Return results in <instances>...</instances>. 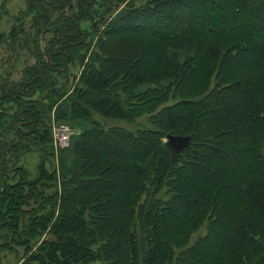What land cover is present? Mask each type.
<instances>
[{"label":"trees","instance_id":"obj_1","mask_svg":"<svg viewBox=\"0 0 264 264\" xmlns=\"http://www.w3.org/2000/svg\"><path fill=\"white\" fill-rule=\"evenodd\" d=\"M23 1L28 29L0 36V264L13 247L19 264H264V39L246 33L264 36V0ZM220 8L240 21L182 29ZM93 20L104 28L89 38ZM142 117L135 131L97 119ZM82 122L56 155L53 123ZM168 134L190 137L176 161ZM31 153L27 180L17 164ZM204 221L176 252L167 237Z\"/></svg>","mask_w":264,"mask_h":264},{"label":"rangeland","instance_id":"obj_2","mask_svg":"<svg viewBox=\"0 0 264 264\" xmlns=\"http://www.w3.org/2000/svg\"><path fill=\"white\" fill-rule=\"evenodd\" d=\"M24 1L23 0H0V36L8 34V32L10 31V29L13 26H16L17 28H23L25 30L28 29L29 27V18H24L23 16H21V21H20V15L19 14L21 11H24L25 9V5H24ZM199 7V6H198ZM120 11V8L116 7L114 8V10L112 11V13L110 15H108L107 17H111V19ZM213 14V16H212ZM222 16H221V15ZM16 18H18V22H16ZM184 22L182 24V29H187V28H193L195 30H199V31H204L207 30L208 28H211L212 30H219L220 24H228L230 28H232L235 24H237L240 20L236 22L228 19L227 15L225 12H223V8H220L218 10H213V12H209L207 13L206 11H201V18L196 19V15L195 13L192 11V13L190 12L187 15H184ZM214 18V19H213ZM247 20L248 24H251V20ZM92 25V26H91ZM80 28L82 29V31H85L88 33L89 38L93 37V34L95 33L94 31L97 30L98 32H100L104 27L99 24L97 21H92L91 23L89 21H84L81 25ZM255 33L257 34H261V30L260 29H254ZM162 32V31H161ZM160 31L156 30V34L158 35H163V32L161 33ZM246 33L252 38V39H264V36H259L256 37L253 34L249 33V31H246ZM91 35V36H90ZM87 37V36H86ZM88 43V40H87ZM0 45H3V43H0ZM44 42L40 43V47L43 48ZM2 49H6L5 47H2ZM168 56L170 57L174 52L172 50H168ZM177 54V58L180 62H183L184 58L186 57L185 54L180 53V52H176ZM3 56H5L4 51L0 50V60L1 58H3ZM255 59L253 60V64H255L256 59L261 60L262 57L255 55ZM14 63V62H13ZM29 63V61H28ZM32 63V61H31ZM15 69L14 72L16 76H14V80H18L19 78V72L21 67H23L24 65L19 62V63H15L14 64ZM69 68H71L69 66ZM78 68V67H77ZM72 70V76L76 75V73L78 72V69ZM167 84V83H165ZM142 87H148V86H142ZM38 94L35 95L34 98H37ZM13 107L12 104L6 103L4 105V111L7 113V111H9L7 113V115H10L13 111L11 110ZM10 113V114H9ZM102 124H104L106 127H119V128H123L126 129L128 131H135L136 129L139 128V124L144 125L145 122L142 118H139L138 120H136L135 123L129 124V123H125L123 121H116V120H104L102 118H97ZM83 126L81 125H77L75 123L68 125L70 126L72 129L77 131L78 136L80 135L81 131L83 129H85L88 125L86 123H83ZM161 142L163 143V145L165 144V139H162ZM72 146V144H71ZM70 146V147H71ZM165 146V145H164ZM57 155V154H56ZM38 154L35 153H31L28 154L25 159L22 162H18V166L24 168L26 171H28V178L27 180H33L32 178H35L37 175H39L38 170H37V164H38ZM66 158V157H65ZM68 163V165H70L72 167V169L74 171L78 170L80 168L81 162L78 159V157H74L71 156L69 157V160L65 159ZM54 161V160H53ZM46 163V169L49 171L52 168L55 167V162L51 163L50 160L48 159ZM32 206L28 207L31 209ZM27 209V208H26ZM27 209V210H30ZM207 227H208V221H204L197 229H195L194 231L189 232L187 228H183L181 230H175L172 232V235L167 237L168 241L173 245V248L176 250V252L179 253H183L185 250L189 249L190 247H192L198 240H201L202 237H204L207 233ZM44 237V236H43ZM43 237H36L34 238L31 243H30V247L35 250L37 248V246L40 244V242L43 240ZM2 258H1V263L2 264H19L22 261V258L24 256V250L23 249H19L17 247H13L11 249H8L5 251V253H2Z\"/></svg>","mask_w":264,"mask_h":264},{"label":"built area","instance_id":"obj_3","mask_svg":"<svg viewBox=\"0 0 264 264\" xmlns=\"http://www.w3.org/2000/svg\"><path fill=\"white\" fill-rule=\"evenodd\" d=\"M52 147L57 154L59 150L67 148L72 139L78 136L77 131L67 124L53 123L51 126Z\"/></svg>","mask_w":264,"mask_h":264},{"label":"water","instance_id":"obj_4","mask_svg":"<svg viewBox=\"0 0 264 264\" xmlns=\"http://www.w3.org/2000/svg\"><path fill=\"white\" fill-rule=\"evenodd\" d=\"M190 137L168 134L165 138V147L167 148L171 161H176L182 151L189 147Z\"/></svg>","mask_w":264,"mask_h":264}]
</instances>
